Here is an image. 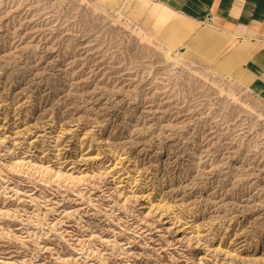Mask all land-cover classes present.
Returning a JSON list of instances; mask_svg holds the SVG:
<instances>
[{
	"label": "rangeland",
	"instance_id": "obj_1",
	"mask_svg": "<svg viewBox=\"0 0 264 264\" xmlns=\"http://www.w3.org/2000/svg\"><path fill=\"white\" fill-rule=\"evenodd\" d=\"M151 3L0 0V264H264V101Z\"/></svg>",
	"mask_w": 264,
	"mask_h": 264
},
{
	"label": "crops",
	"instance_id": "obj_2",
	"mask_svg": "<svg viewBox=\"0 0 264 264\" xmlns=\"http://www.w3.org/2000/svg\"><path fill=\"white\" fill-rule=\"evenodd\" d=\"M149 6L152 16L177 32L192 31L178 51L182 56L236 66L264 101V0H152Z\"/></svg>",
	"mask_w": 264,
	"mask_h": 264
},
{
	"label": "bare ground",
	"instance_id": "obj_3",
	"mask_svg": "<svg viewBox=\"0 0 264 264\" xmlns=\"http://www.w3.org/2000/svg\"><path fill=\"white\" fill-rule=\"evenodd\" d=\"M178 54L181 55L180 52Z\"/></svg>",
	"mask_w": 264,
	"mask_h": 264
}]
</instances>
